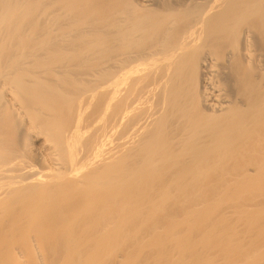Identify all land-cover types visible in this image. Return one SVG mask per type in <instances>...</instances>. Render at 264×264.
I'll return each mask as SVG.
<instances>
[{"label":"bare ground","instance_id":"obj_1","mask_svg":"<svg viewBox=\"0 0 264 264\" xmlns=\"http://www.w3.org/2000/svg\"><path fill=\"white\" fill-rule=\"evenodd\" d=\"M0 264H264V0H0Z\"/></svg>","mask_w":264,"mask_h":264}]
</instances>
